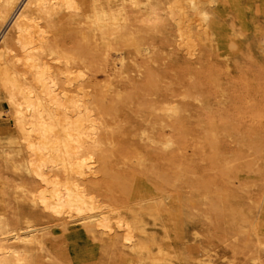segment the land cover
<instances>
[{
  "label": "bare ground",
  "instance_id": "6f19581e",
  "mask_svg": "<svg viewBox=\"0 0 264 264\" xmlns=\"http://www.w3.org/2000/svg\"><path fill=\"white\" fill-rule=\"evenodd\" d=\"M244 2L0 0V102L15 129L0 123V264H63L53 227L82 231L111 261L172 264L147 218L174 202L217 226L234 257L264 264V75L161 70L156 41L168 34L190 59L228 54ZM13 190L45 222L20 216Z\"/></svg>",
  "mask_w": 264,
  "mask_h": 264
},
{
  "label": "rangeland",
  "instance_id": "374dc122",
  "mask_svg": "<svg viewBox=\"0 0 264 264\" xmlns=\"http://www.w3.org/2000/svg\"><path fill=\"white\" fill-rule=\"evenodd\" d=\"M243 4L245 5V11L243 12L244 20L238 22L236 26V33L234 34V45L235 46H233L230 49V52L228 54L227 52L223 50L221 51L219 50V52L218 51L215 52L216 51L215 50L213 55H216L215 53H217L218 56H216V58L215 57L212 58L211 56L213 55H210L211 53L209 52L211 49L203 48V51L197 54V57H196L197 59L195 58L190 59L187 54V51L183 48H180L179 45L175 44L174 43L175 41L173 42L174 38H172L168 34H165V35L158 36V38L156 39V41L158 42L159 49L162 52L161 53L159 51L161 53L160 54L161 59L162 60L165 59L163 61L160 59L161 64L162 65L167 64L168 65V66L166 65L167 68H170V69L173 68V70L175 67H178L177 70L181 69L178 71L176 70V72L184 71V67L185 68L188 67L186 69V73H188V71L197 70L199 66H200L199 71H200V68L202 70L203 69L206 70L209 67H211L215 70L222 71V78L224 82H230L241 74L251 79H255L259 76L264 75V54H263L264 53V41H263L264 0H245ZM171 42H173V45ZM209 57H211L212 59ZM208 59L213 61L215 64L212 62L213 64H211L212 65L211 66L210 61ZM141 60L142 59H139V61L144 64V61L143 60L141 61ZM208 61H209V64L207 63V66H206L205 63ZM196 62L198 64H196ZM193 63H195L196 65H194ZM162 65L160 66L161 68L159 67V69L161 70H163V68L166 67L165 65L163 66ZM190 65L193 67H191ZM189 66L191 68H189ZM218 67H221V68H218ZM164 70H168V69H164ZM173 70H171V73H173L172 77L173 76L175 77V71ZM171 73L169 75L170 77H171ZM182 73H183V75L181 74L182 77L181 75H178L182 79H178V80L179 81L181 80V82L182 81L185 82L186 74H184V72ZM212 96H215L214 97L215 100L212 98V103L213 105H216L217 95L214 94ZM191 104L192 102L189 103V108H188L189 110L191 109L190 111L191 115L192 113H195L193 114L195 116L203 112L201 111L202 106L196 103L195 104L193 103V104L199 105L198 107L199 108L201 107V108L198 109L197 107V109L195 108L196 110H194L193 112L192 108L195 106H192L193 104L192 105ZM5 108H8L6 105V102L1 101L0 110L2 111L0 112V115L2 117L0 118V123L3 122L2 128L4 129L5 133L8 132L12 134L15 131L13 127V121L11 118L7 116L8 109H5ZM197 111H199V113ZM129 117L130 119H140V117L137 118V116L135 115V109L133 112L132 111L129 112ZM8 128L10 130H8ZM3 137L6 138V136H3ZM253 176L254 175L251 174L247 178L253 177ZM148 186L151 189H153L151 183L150 184L148 183ZM14 193L15 191L13 190L11 193L12 194L11 198H13V200L15 199V207H17V211L20 214V216L32 217L39 223L45 222L44 220H45V216L47 215V211L44 210L42 206L28 204V202H26L25 200L21 198H17L18 199L17 200L16 197L13 196V195L16 196V194ZM243 196H246V195H243ZM172 201L173 200H171L170 202ZM175 203H177V205ZM172 207L175 208V210L172 209L175 215L173 214L171 216H166L164 220L162 218H158V221L154 222V219L147 218V221L149 223L148 228L150 229L151 234H154L157 240L162 243L165 250L169 252L170 256H172L170 257V259L174 258L173 260H171L173 261L172 264H199L200 260L204 261L203 264H210L208 259L210 260L211 264H231L235 259H236V262L239 264H254L251 260H249L247 257L243 255H238L234 257L235 254L233 251V247L231 246L232 242L226 241L224 243L225 239L223 235L221 234V232L218 231L219 230L218 227L213 224L210 226L209 223L204 224L205 222H203L202 220L204 221L206 220L203 219V216L200 215L202 217V220H201L198 213H196L198 215L197 216L195 215L194 212H191L193 215L199 218V219L197 218L195 219V217L188 214L190 211L186 213L182 212L181 210L182 208L179 206L178 202H174ZM179 207H180V210H179ZM188 215L191 216L190 218L194 220L192 219L190 220V218L188 219L189 217ZM168 218H171V219H168ZM47 220L48 219H46V221ZM173 220L176 221V223ZM263 223H264V218H263ZM207 224H209V226ZM208 228H210V230ZM208 230L210 231L209 234L212 233L211 235L208 234ZM262 231H264V224H263ZM52 233H53L52 235L53 237L50 236L51 238L49 237L48 239V247L54 252L56 257L60 261L63 262V264H72V263L73 264H100V263L101 264H113V263L114 264H126V262L129 263V261L131 262L132 260H136L134 256L127 255V254L123 255V257H119L118 260L111 261L107 259L105 256H103V253L100 250L101 249L100 243L91 240L82 231L77 232V230L73 229L70 232H67L68 233L67 234V233L61 232L58 228L53 227ZM208 241H211V242H208ZM208 254L210 255L208 256Z\"/></svg>",
  "mask_w": 264,
  "mask_h": 264
}]
</instances>
